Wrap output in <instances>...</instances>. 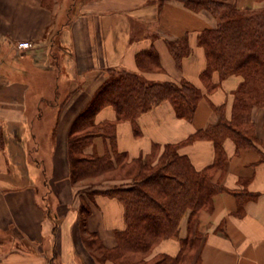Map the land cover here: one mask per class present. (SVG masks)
<instances>
[{
	"label": "crops",
	"instance_id": "0c3cea01",
	"mask_svg": "<svg viewBox=\"0 0 264 264\" xmlns=\"http://www.w3.org/2000/svg\"><path fill=\"white\" fill-rule=\"evenodd\" d=\"M61 5L51 11L41 0H0V69L8 60L13 63L8 72H0V264H100L83 242L81 200L70 179L68 140L73 122L109 69L140 73L156 83L188 81L204 94L192 122L178 118L171 103L165 102L139 118V135L131 122L118 123V149L130 158L149 155L154 145L161 152L165 145L181 143L217 124L215 107L223 106L230 117L241 81L232 76L220 83L214 74L213 83L219 85L209 92L201 79L206 55L198 37L218 24L207 11H191L178 0H83L66 25V7ZM237 5L258 10L264 1L237 0ZM185 37L192 54L178 68L167 41ZM24 41L33 47L19 50L17 44ZM152 45L162 69L142 72L137 55ZM116 120L112 106L96 116V123ZM252 121L262 151L237 153L235 143L227 139V171L219 172L214 182L256 198L238 216L233 194L215 195L213 212L200 215L199 229L207 234L201 264H264V108H254ZM107 145L97 138L85 153L101 156ZM179 152L198 171L215 160L211 141H196ZM48 192L57 228L46 215ZM91 208L89 232L105 248H115L116 232L126 229L124 206L118 199L98 195ZM188 224L189 214L180 224V239L188 236ZM179 250L177 239L166 240L151 257L161 253L174 257Z\"/></svg>",
	"mask_w": 264,
	"mask_h": 264
},
{
	"label": "trees",
	"instance_id": "16d2710c",
	"mask_svg": "<svg viewBox=\"0 0 264 264\" xmlns=\"http://www.w3.org/2000/svg\"><path fill=\"white\" fill-rule=\"evenodd\" d=\"M178 1L191 11H207L218 20L215 28L202 31L198 37L206 55L201 79L209 92L219 85L213 83L214 74L220 83L232 76L241 79L234 92L231 116L226 115L223 106L215 107L217 124L198 130L181 143L167 144L161 152L154 145L149 155L130 158L118 149V123L131 122L139 135V118L165 102L171 103L178 118L192 122L204 94L188 81L156 83L147 81L140 73L108 70L104 83L73 122L68 140L70 179L81 200L83 242L100 264H201L207 234L199 229L200 215L213 212L215 195L233 194L238 216H243L246 204L256 198L246 190H227L214 179L219 172L227 171L229 159L224 150L227 139L235 143L237 153L262 151L252 112L254 108H264V7L242 10L237 0ZM41 2L46 9L56 8V0ZM70 12L71 8L66 25L71 22ZM167 45L178 68H182L184 60L192 54L188 38L168 40ZM137 64L142 72L162 69L153 45L138 53ZM106 106L115 108L117 120L96 123L97 114ZM97 138L108 141L105 153L87 155L85 149ZM202 140L214 144L215 160L198 171L179 151ZM46 195V215L57 228V214L48 202L51 196ZM98 195L118 199L125 209L126 229L116 232L117 246L113 249L105 248L88 230L91 202ZM188 214V236L180 239V224ZM171 239L179 241L176 256L161 253L151 257L156 247Z\"/></svg>",
	"mask_w": 264,
	"mask_h": 264
},
{
	"label": "rangeland",
	"instance_id": "374dc122",
	"mask_svg": "<svg viewBox=\"0 0 264 264\" xmlns=\"http://www.w3.org/2000/svg\"><path fill=\"white\" fill-rule=\"evenodd\" d=\"M81 1H83V0H56V5H59V2L62 4L61 6L64 8V7H66V13H68V10L71 8V12H70V16L72 17L75 13H76V9L78 8V5L81 3ZM55 54L56 55H58L59 54V51H58V48H56V50H55ZM1 59H3L2 57H0ZM12 60H8L7 62H6V64H4L3 66H2V70L0 69V72H5V71H7L8 72V70H9V66H12ZM24 77H27V76H25L24 75ZM41 99V98H40ZM42 99H45V98H42ZM47 99V98H46ZM46 102H47V100H45ZM45 103V102H44ZM44 109V111H43V113H44V117L46 116V113H45V108H43ZM44 147V149H47V146H43ZM48 150V149H47ZM47 150H46V154H47ZM44 154H41V156H43ZM44 157V156H43ZM45 157H46V155H45ZM45 157H44V159H45ZM45 162H47V157H46V159H45ZM97 181H101V179H99V180H97ZM49 190H51V188L49 189ZM49 193V192H48ZM49 196H52V193H50V194H47L46 195V197H49ZM49 200L50 201H48V202H51L52 201V198L51 197H49ZM52 203V202H51ZM52 205V204H51Z\"/></svg>",
	"mask_w": 264,
	"mask_h": 264
},
{
	"label": "built area",
	"instance_id": "2783aa9c",
	"mask_svg": "<svg viewBox=\"0 0 264 264\" xmlns=\"http://www.w3.org/2000/svg\"><path fill=\"white\" fill-rule=\"evenodd\" d=\"M33 47L32 43L30 42H27V41H24V42H19L17 44V48L19 50H28V49H31Z\"/></svg>",
	"mask_w": 264,
	"mask_h": 264
}]
</instances>
